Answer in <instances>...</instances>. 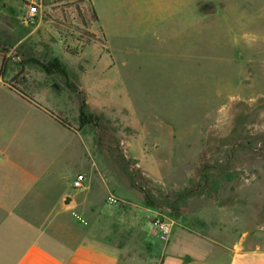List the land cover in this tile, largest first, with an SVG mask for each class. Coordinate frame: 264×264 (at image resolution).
Masks as SVG:
<instances>
[{
    "label": "rangeland",
    "instance_id": "1",
    "mask_svg": "<svg viewBox=\"0 0 264 264\" xmlns=\"http://www.w3.org/2000/svg\"><path fill=\"white\" fill-rule=\"evenodd\" d=\"M29 1L0 0V109L43 129L46 184L99 213L93 234L152 264L153 242L129 231L130 208L162 212L145 218L155 234L160 215L222 241L264 230V0L183 1L106 48L86 0L36 2L26 22ZM83 100L97 119L80 129ZM61 202L66 233L92 230Z\"/></svg>",
    "mask_w": 264,
    "mask_h": 264
},
{
    "label": "crops",
    "instance_id": "2",
    "mask_svg": "<svg viewBox=\"0 0 264 264\" xmlns=\"http://www.w3.org/2000/svg\"><path fill=\"white\" fill-rule=\"evenodd\" d=\"M55 1L58 0L29 3ZM183 1L188 6L187 0H91L99 17L96 25L106 39L135 38L132 30L141 28L140 23L144 22V27L160 22L171 7L182 5ZM9 92L15 93L11 89ZM25 118L19 112L14 114L11 108L0 109V264H148L140 256L132 257L121 242H112L107 231L101 236L93 234L97 224L91 215L99 213L88 212L76 194L61 190L55 193L53 182L46 184V179L52 178L45 176V163L49 160L42 158L45 147L38 137L43 135V129L27 127ZM62 198L64 205L72 204V208L86 215L92 230L88 229L83 237L61 228ZM128 212L137 216L129 231H142L145 241L153 242L152 260L149 259L152 264H264V245L252 242L259 241L253 235L251 239L245 234L239 241H222L176 224L169 241L162 242L145 219L150 212L152 216L162 213L160 210L136 206Z\"/></svg>",
    "mask_w": 264,
    "mask_h": 264
},
{
    "label": "trees",
    "instance_id": "3",
    "mask_svg": "<svg viewBox=\"0 0 264 264\" xmlns=\"http://www.w3.org/2000/svg\"><path fill=\"white\" fill-rule=\"evenodd\" d=\"M89 4V6L91 7V17H90V22L91 23H97L99 21V17L98 14L91 2V0H86ZM85 18V16H84ZM102 46H104L105 48L108 46V42L105 36H103V40L102 41H98ZM56 66H61V64L59 62L56 63ZM11 90L13 92H15L17 95H19L20 97L32 101L31 99L28 98V96L25 94V92H23L20 88L16 87V86H11ZM49 114L55 118V120L60 123L63 127H65L68 130H73V126L68 122L67 119L63 118L60 115H55L52 112H49ZM80 129H83L91 124H93L97 117L88 112V108H87V103L85 100L82 101L81 103V107H80Z\"/></svg>",
    "mask_w": 264,
    "mask_h": 264
},
{
    "label": "built area",
    "instance_id": "4",
    "mask_svg": "<svg viewBox=\"0 0 264 264\" xmlns=\"http://www.w3.org/2000/svg\"><path fill=\"white\" fill-rule=\"evenodd\" d=\"M40 10V4L38 3H32L31 5L28 6L25 15H24V20L26 22H33L37 15L39 14ZM84 182H85V176L84 175H78L77 179L74 181L73 187L74 189H82L84 188ZM109 204L110 205H116L119 203L118 198L115 196H110L109 199ZM153 226L157 233L159 234V238L164 241L168 242L169 238L172 233V225L165 220L163 216H157L153 222Z\"/></svg>",
    "mask_w": 264,
    "mask_h": 264
},
{
    "label": "water",
    "instance_id": "5",
    "mask_svg": "<svg viewBox=\"0 0 264 264\" xmlns=\"http://www.w3.org/2000/svg\"><path fill=\"white\" fill-rule=\"evenodd\" d=\"M69 200L66 201L68 203ZM253 236L258 239H263L264 238V230H257L253 233Z\"/></svg>",
    "mask_w": 264,
    "mask_h": 264
}]
</instances>
